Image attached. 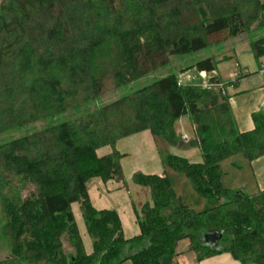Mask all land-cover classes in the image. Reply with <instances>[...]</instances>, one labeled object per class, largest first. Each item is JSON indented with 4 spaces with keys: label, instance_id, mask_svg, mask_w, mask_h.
<instances>
[{
    "label": "trees",
    "instance_id": "trees-1",
    "mask_svg": "<svg viewBox=\"0 0 264 264\" xmlns=\"http://www.w3.org/2000/svg\"><path fill=\"white\" fill-rule=\"evenodd\" d=\"M255 23L264 26L263 0H0V134L48 121L0 143L2 232L10 246L0 264H160L182 239L198 259L227 252L242 264H264V190L250 194L222 183L225 159L264 155V113L253 115L252 130L237 128L214 57L188 68L207 74L209 87L169 72L98 103L108 91L159 71L172 56L206 50ZM252 49L264 56V36ZM185 116L194 132L188 142L176 133ZM146 130L169 146H197L202 161L168 154L163 174L134 173V183L150 189L151 202L142 207L140 234L127 239L116 210L93 206L88 183L124 181L125 154L117 143ZM105 147L110 151L100 154ZM167 169L217 204L201 211L186 205ZM27 186L32 189L23 196ZM75 203L93 238L90 254ZM213 232L222 233L218 247L203 242ZM64 237L73 253L65 251Z\"/></svg>",
    "mask_w": 264,
    "mask_h": 264
},
{
    "label": "crops",
    "instance_id": "crops-1",
    "mask_svg": "<svg viewBox=\"0 0 264 264\" xmlns=\"http://www.w3.org/2000/svg\"><path fill=\"white\" fill-rule=\"evenodd\" d=\"M256 25V23L252 25L248 32L218 43L214 49L211 46V51L203 56V58L214 57L217 60V69L214 73L227 83L225 91L229 97V104L237 128L242 132L254 128V114L264 113V76L259 72V66L264 61V56L257 58L252 49V41L264 36V26L257 28ZM198 75L205 76L206 74L200 73ZM192 128L193 124L188 116L182 117L176 122L177 135L181 137L186 135L188 141L194 138ZM159 139L163 143L162 146L159 145ZM185 147L189 149H181ZM117 149L125 154L121 159L125 180L122 182L116 180L104 182L98 178L92 179L88 183V194L96 209H114L117 211L124 236L130 239L140 234L139 221L142 219V207L145 203L151 202L150 189L134 183V173L140 171L147 174H163L166 169L164 155L174 154L185 157L191 162H201L202 154L197 146L191 144L189 146L185 144L169 146L164 139L154 137L149 130L118 141ZM109 151L110 148L105 147L99 153L106 154ZM231 165V171L234 170L237 174L242 170V167L247 168L248 181L244 182L240 177L233 182L229 179L225 180L228 172L222 168L224 170L222 183L226 188L250 194L264 190V155L252 161L246 159V167H239L236 163ZM74 206H77V212ZM72 210L83 219L84 227L79 226V220L76 219V222L82 240L84 239V249L86 253L90 254L93 252V239L86 229L80 205L78 203L73 204ZM147 245L148 241L144 240L141 247ZM189 249V239L180 240L177 253L173 256L163 257L160 264H242L241 261L234 259L227 252L198 259L197 254ZM120 264L134 263L127 260Z\"/></svg>",
    "mask_w": 264,
    "mask_h": 264
},
{
    "label": "rangeland",
    "instance_id": "rangeland-1",
    "mask_svg": "<svg viewBox=\"0 0 264 264\" xmlns=\"http://www.w3.org/2000/svg\"><path fill=\"white\" fill-rule=\"evenodd\" d=\"M216 45L217 44H212L211 46H213V49H214L216 47ZM210 47L206 50L200 51V52L192 54V55L172 56L169 60V63L165 67H162L159 71L154 72L150 75H147L142 79L134 81L133 83H131L127 86H123L120 88V90L118 89V90L108 91L105 94V96L98 103H106L107 104V102H110V101H112L118 97H121V96L135 90V89L141 88V87L149 84L157 76L167 74L169 72L177 73L181 82H183V81L184 82H186V81L191 82L192 81L193 83H200L201 85H204V83L205 84L208 83V79H206V78H208V75L207 74L205 76L204 75H198L200 73L195 71V69H188V68L191 64L194 63V61H197L198 59L201 60V58H203V56L205 54L209 53L211 51ZM95 104H93V106H96ZM93 106H91V107H93ZM73 114L74 113H69V114H67V117H71ZM55 120H57V119H55ZM47 124H48L47 120L46 121L41 120V121H38V122H35L32 124H29L25 127H22L19 129L16 128V129L10 130L6 133L0 134V143H3L7 140H10L14 137L23 136V135L28 134L29 132H31L33 130H38L40 128H43ZM185 142H188V140ZM162 144L163 143H162L161 139H159V145L162 146ZM186 146H189V145H186ZM181 149H189V148L185 147V148H181ZM163 158L165 161L166 155H164ZM232 163H236L237 165H239V167L240 166L246 167V165H245L246 159L241 154H236L235 156H232L228 159H225L223 162V169L228 172L227 173L228 175H226V177L224 179L225 180L229 179L230 181L233 182V181H237L240 177V179H242L244 182H247L248 181V170H247V168L245 169L244 167H242V170L237 174L234 170L231 171V169H232L231 164ZM243 163H244V165H243ZM166 171H167V174H168L175 190L177 191L178 195H180L181 198L183 199V202L186 205L190 206L192 209H195L197 211H201V210H205V209L207 210V208H210V207L215 206L217 204L218 200H216V199L207 198L204 196H199L194 191L190 182L186 179V177L182 173H180L176 170H173V169H168ZM31 189H32L31 186H27L22 192L23 196L27 195L31 191ZM74 207H75L76 212H77V206H74ZM74 214H75L76 219L79 220V226L82 225L84 227L83 219H81V217L77 213H74ZM4 217L5 216H4V214H2V210H1L0 211V262L5 263V261L8 259L9 255H10V246H9V240H8L7 236L5 235L4 232H2L3 231V225L5 224V221H6V218H4ZM83 241H84V239H83ZM63 244H64V249L67 253H73L74 252V249L72 248L69 240L66 237H64Z\"/></svg>",
    "mask_w": 264,
    "mask_h": 264
},
{
    "label": "water",
    "instance_id": "water-1",
    "mask_svg": "<svg viewBox=\"0 0 264 264\" xmlns=\"http://www.w3.org/2000/svg\"><path fill=\"white\" fill-rule=\"evenodd\" d=\"M221 237V232L205 233L203 235V242L206 245L218 247L220 245Z\"/></svg>",
    "mask_w": 264,
    "mask_h": 264
},
{
    "label": "built area",
    "instance_id": "built-area-1",
    "mask_svg": "<svg viewBox=\"0 0 264 264\" xmlns=\"http://www.w3.org/2000/svg\"><path fill=\"white\" fill-rule=\"evenodd\" d=\"M259 72L264 76V61H262L261 63H260V66H259ZM205 74V73H204ZM205 85V86H204ZM204 87H209L210 86V84L209 83H204ZM220 85V87L222 88L223 87V89H224V86L222 85V84H219ZM226 90V87H225V89H224V91ZM223 93H225V92H223ZM182 139L183 140H185V141H187L188 140V138L184 135V136H182Z\"/></svg>",
    "mask_w": 264,
    "mask_h": 264
}]
</instances>
